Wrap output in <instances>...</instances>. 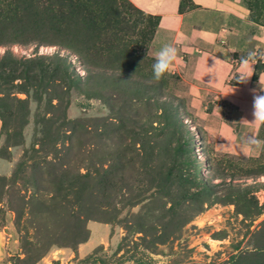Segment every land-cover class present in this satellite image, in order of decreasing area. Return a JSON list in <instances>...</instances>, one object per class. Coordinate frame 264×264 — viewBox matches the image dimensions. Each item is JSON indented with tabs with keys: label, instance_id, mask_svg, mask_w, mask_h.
<instances>
[{
	"label": "rangeland",
	"instance_id": "1",
	"mask_svg": "<svg viewBox=\"0 0 264 264\" xmlns=\"http://www.w3.org/2000/svg\"><path fill=\"white\" fill-rule=\"evenodd\" d=\"M96 45L0 44V264H264V131L217 152L175 75Z\"/></svg>",
	"mask_w": 264,
	"mask_h": 264
},
{
	"label": "crops",
	"instance_id": "2",
	"mask_svg": "<svg viewBox=\"0 0 264 264\" xmlns=\"http://www.w3.org/2000/svg\"><path fill=\"white\" fill-rule=\"evenodd\" d=\"M130 1L160 16L151 54L155 56L165 44L177 47L178 58L168 73L187 86L192 109L203 111L199 120L214 149L244 157L258 155L262 124L251 122L253 96L264 95V69L254 79L258 66H264V25L252 21L245 0H188L197 7L184 11L182 0ZM224 103L232 107L233 120ZM95 224L98 230H111ZM90 228V241L78 248L80 256L82 250L91 249ZM1 234L0 249L6 244Z\"/></svg>",
	"mask_w": 264,
	"mask_h": 264
},
{
	"label": "trees",
	"instance_id": "3",
	"mask_svg": "<svg viewBox=\"0 0 264 264\" xmlns=\"http://www.w3.org/2000/svg\"><path fill=\"white\" fill-rule=\"evenodd\" d=\"M245 2L251 10L252 21L264 25L263 6L258 1L257 5L252 0ZM188 7L197 5L182 0L180 10ZM160 19L130 0H0V44L58 46L84 56L85 62V49L91 50L98 43V56L113 54L109 63L116 67H137L140 64L152 67L154 56L150 46ZM90 64L93 63L90 61ZM261 69L264 66L259 65L254 79ZM120 75L127 74L122 72ZM163 84L160 80L155 87ZM98 262L105 264L103 259L98 258Z\"/></svg>",
	"mask_w": 264,
	"mask_h": 264
},
{
	"label": "clouds",
	"instance_id": "4",
	"mask_svg": "<svg viewBox=\"0 0 264 264\" xmlns=\"http://www.w3.org/2000/svg\"><path fill=\"white\" fill-rule=\"evenodd\" d=\"M177 58L178 49L174 44H165L164 46H162L155 53L154 63L152 64V77L150 82H159L170 70ZM244 63H247V60H245ZM247 79H244L242 82H245ZM253 91L255 92V90ZM252 115L254 119L251 123L264 124V95L254 94Z\"/></svg>",
	"mask_w": 264,
	"mask_h": 264
}]
</instances>
